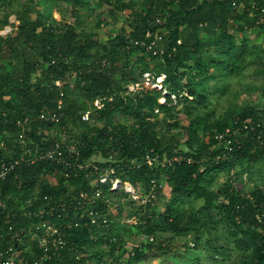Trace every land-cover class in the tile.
<instances>
[{
  "label": "trees",
  "instance_id": "1",
  "mask_svg": "<svg viewBox=\"0 0 264 264\" xmlns=\"http://www.w3.org/2000/svg\"><path fill=\"white\" fill-rule=\"evenodd\" d=\"M59 1L72 9L76 23L50 21L44 12L36 10L32 0H21L18 8L17 0H0V33L10 25L11 16L17 20L12 34H0V143L5 141L10 148L20 132L17 121L30 117L36 120L34 128L60 129L62 134L84 142L82 163H90L100 153V167H115L124 182L148 186L151 180L163 181L160 195L168 198V205L176 206H168L158 223L155 216H146L155 203L144 210L127 199L131 209L136 206L138 211L146 212L138 224L132 225L141 230L148 242L133 252H125L127 264H137L154 252L176 255L182 260L186 257L181 255L180 246L187 253L192 251L188 240L216 262L264 264V184H256L245 194L239 187L242 178L237 176L235 180L230 177L220 190L210 189L214 174L230 175L236 164L244 169L264 162V148L248 139L242 141L240 148L234 146L231 164L199 163L217 143L215 136L236 119L264 122V48L251 46L252 35H264V28L256 26L264 12V0H99L97 6L108 7L111 17L116 12L130 16L127 28L118 34L109 33L105 43L97 32H88L79 25V9L94 10V0ZM160 18L162 23L157 22ZM104 23L99 21L96 29ZM149 33L151 38H147ZM155 34L159 35L158 48L166 51L164 56L154 57L134 46L152 42ZM252 65L253 76L262 81L258 106L251 100L239 105L237 97H233L218 114L211 110L209 95L196 91L197 84L210 81L223 83L227 90L233 77H241ZM147 73L155 81L165 77L163 87L177 95V105L170 97H165L166 104H160L163 94L146 86L143 75ZM34 75L38 76L36 81ZM132 84H141V88L126 96ZM184 92L187 96L180 97ZM100 98L106 99L104 106L95 109L94 102ZM60 100L63 117L59 123L51 125L39 120L42 111L55 113ZM88 111L90 121L84 122L83 114ZM166 129L179 132L169 135ZM181 132L187 139L185 143L180 139ZM152 152L168 158L178 154L195 156L197 162L168 171L158 170L154 164L138 168L132 163ZM211 154L215 156L217 152ZM6 155L0 151V158ZM109 156L113 160L107 162ZM71 174L66 178L61 168L42 163L15 171L0 183V197H10L7 209L0 211V249L6 247L10 233L20 231L23 264L39 259L41 252L30 234L39 219L29 213L92 190L83 173ZM191 199L202 201L198 210H185L178 205L180 200ZM29 200L31 206L27 204ZM115 202L111 199L96 209L101 216L114 219ZM55 209L54 217L47 219L58 225H81L67 230L66 247L42 264H103L107 252L99 248L102 243L121 257L125 245L115 237V223L103 231L92 227L90 219L74 209L62 214ZM129 215L137 217V212ZM258 216L262 217L261 222ZM162 238L164 242L160 241ZM172 244L177 246L172 248Z\"/></svg>",
  "mask_w": 264,
  "mask_h": 264
},
{
  "label": "built area",
  "instance_id": "2",
  "mask_svg": "<svg viewBox=\"0 0 264 264\" xmlns=\"http://www.w3.org/2000/svg\"><path fill=\"white\" fill-rule=\"evenodd\" d=\"M255 8V5H253ZM158 23L163 22V18L157 20ZM258 28H264V12L262 17L256 22ZM16 28L14 22H10L0 34L4 37L12 34L13 28ZM247 31L248 28H246ZM152 35L147 34V38H151ZM159 35H154L152 42L135 43L134 46L143 50H147L154 57H162L166 51L158 48L157 42ZM54 63V62H53ZM146 86H151L155 90L160 89L163 94V98L159 101L160 104H166L165 97H170L174 105L178 103L177 95L170 94L164 87L165 77L155 78L150 74H144ZM59 88L62 87L61 81L57 82ZM141 88V84H132L128 87L126 96L136 94ZM159 91V90H158ZM187 96L181 94L180 97ZM63 97V94H61ZM105 98L95 100L94 108H103V102ZM112 101V100H110ZM63 117V103L59 101L57 111L55 113H49L48 111H42L39 116V120L54 125L59 123ZM91 118V112L83 114L82 120L89 122ZM36 121L33 118L26 117L17 121L16 126L20 130L19 134L12 139L10 143L11 147L7 146L5 141L0 143V151L7 153L6 156L0 158V183L6 181L8 177L15 171L32 168L39 164H52L61 168L66 178L72 176L73 172L83 173L84 179L92 186V190L81 191L71 199L59 204L57 201L54 204L42 205L35 210L30 211L31 216L38 218V222L32 228L30 234L32 240L36 242L41 256L32 264H42L45 260H49L55 256H58L66 247V231L71 230L73 227L77 228L81 223H67L58 225L53 220L47 219L48 217H54L56 207L62 214L68 209H74V211L81 213L90 219L92 227L103 231H108L114 224V220L106 216H101L97 211L96 206L98 204H107L112 197L122 195L131 203L136 204L147 210L150 204H154L164 189V182L161 180H151L147 186L144 183L133 185L130 182H124L117 176V170L115 167H100L103 162L101 154L94 155L90 163H82V151L85 149V143L79 142L71 135L62 134V130L42 129L40 126L34 128L33 124ZM6 135V133H4ZM216 144L212 145L199 163L207 164L208 166L215 165L221 166L222 164H231L234 161L233 148L242 146V141L251 139L259 147L264 148V122L257 120H242L236 119L223 133L215 136ZM39 139V142H36ZM217 152L215 156L211 153ZM113 158L109 156L107 162L112 161ZM197 162L195 156L187 157L183 154H178L173 157H161L158 154H147L142 161H133L132 163L137 165L138 168L144 166L153 165L159 170L168 171L177 167L185 165L191 166ZM233 170L231 171L232 174ZM46 179H52L51 176H46ZM107 189V191L105 190ZM110 194H113L111 197ZM10 197H0V211H5L8 207V201ZM29 206L32 204V200L27 203ZM60 217V216H59ZM259 221H262V217L258 216ZM9 220V217L6 218ZM137 221V219H134ZM89 223V222H88ZM87 224V223H86ZM133 224H138L135 222ZM92 230V229H91ZM3 239V236H0ZM23 243V232L16 231L10 233L6 237V247L0 249V264H23L20 258L19 246Z\"/></svg>",
  "mask_w": 264,
  "mask_h": 264
},
{
  "label": "rangeland",
  "instance_id": "3",
  "mask_svg": "<svg viewBox=\"0 0 264 264\" xmlns=\"http://www.w3.org/2000/svg\"><path fill=\"white\" fill-rule=\"evenodd\" d=\"M29 1L31 0H25L26 3H29ZM32 1L35 4L36 10L44 12V14L49 17L50 21L55 20L57 22H61L64 20L72 24L76 23L77 17L71 11L72 9L68 5L61 3L59 0ZM44 2L46 3L44 4ZM94 2L96 4L94 10H89L88 8L79 9V19H81L79 20V25L88 32L94 30L98 34H101V37H105V31H109L115 27L117 23H115L113 18L110 16V9L108 7H98L97 3L99 0H94ZM20 4L21 0H17L15 8H18ZM33 18H36L35 14H33ZM103 20L105 22L104 26H102L100 29H96L97 23ZM10 22H14L15 24L17 23L16 17L14 15L11 16ZM14 29L15 27L13 30ZM251 39V46L260 45L262 48H264L263 35H255L254 37L252 36ZM253 68V65L249 66L244 72V75L238 78L233 77L234 80L232 81L230 88L227 90H225L226 86L223 83L219 81H210L207 83L200 82V84H197L196 91L209 95L211 110H214L218 114L222 113L227 108L229 101H233V97H237L239 105H241L245 100H251L258 106L261 103L259 100L261 97V90L259 89V86L262 85V81L257 80V78L253 76ZM136 72L139 73L140 70L137 69ZM36 79L37 77L34 75L33 81H36ZM157 90L161 91L158 88ZM183 94H185V92ZM213 99H215V101L211 102ZM181 122L184 123L183 121ZM166 132H168L169 135H177L179 131L176 129H166ZM180 139L182 143H185L187 140L182 132ZM213 176L214 180L212 186H210L211 190H220L223 185L228 182L230 177L235 180L237 176H240L242 181L239 187L245 194H248L256 184H264V162L250 165L244 169L241 168L239 164H236L232 174L230 173V175H228L222 172L218 175L214 174ZM113 199L116 201L114 211L116 218L113 219L115 223L114 227L116 229L115 237L117 240H122L125 246L122 249L121 257H116L113 253H111L109 246L104 243H102L99 248L107 252V255L102 258L103 264H127L125 260V252H133L142 245L148 243L142 235L141 230L136 228L135 225H132L133 223L137 222L134 221V218H137V220L140 221L146 212L138 211L136 206L131 209L130 206H128L129 201L122 195L115 196ZM168 203H170L168 198L165 195H160L152 210L149 211L146 216H155V222L158 223L159 216L166 212L168 206H176V204L168 205ZM202 204V201L196 199H191L188 201L180 200L178 202V205L183 207L185 210H198ZM131 212H137V217H130L129 214ZM165 237H169V235ZM160 241L164 242V238H162ZM187 244L192 248V251L187 253V251H185L183 247L180 246L179 249L181 250V255L186 257L182 260L176 259V255L167 256L164 253L154 252L150 253L144 260L138 262L137 264H235L234 261L216 262L208 257V254L204 249H196L193 243L189 240L187 241ZM172 245V248L177 246L176 244Z\"/></svg>",
  "mask_w": 264,
  "mask_h": 264
},
{
  "label": "crops",
  "instance_id": "4",
  "mask_svg": "<svg viewBox=\"0 0 264 264\" xmlns=\"http://www.w3.org/2000/svg\"><path fill=\"white\" fill-rule=\"evenodd\" d=\"M129 17H130V16H129L128 14H126V13H118V12H116V13L112 16L113 21H114L115 23H117L116 26L113 27L112 29H110L109 31H105V37H101L102 35H101V34H98V35H99V38H100V41H101L102 43H105V42L108 41V35H109V33L118 34V33H120L123 29L127 28L126 21H127V19H128ZM105 21H106V20H105ZM109 24H110V23H109ZM255 35L259 36V35H263V34H262V33H259V34H254V35H252V36L254 37ZM263 36H264V35H263ZM36 77L38 78V76H36Z\"/></svg>",
  "mask_w": 264,
  "mask_h": 264
}]
</instances>
